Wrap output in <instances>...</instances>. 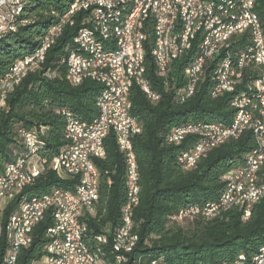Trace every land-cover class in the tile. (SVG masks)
I'll return each mask as SVG.
<instances>
[{
  "label": "trees",
  "instance_id": "trees-1",
  "mask_svg": "<svg viewBox=\"0 0 264 264\" xmlns=\"http://www.w3.org/2000/svg\"><path fill=\"white\" fill-rule=\"evenodd\" d=\"M71 2L26 0L21 16L25 24L0 38V79L15 62L35 51L47 29L58 21ZM254 12L264 33V0H255ZM81 18L82 14L75 18L73 25L64 27L62 35L47 51L42 69L27 75L7 96L6 106L0 113V171L28 155L19 136L20 129L36 130L35 158L49 162L68 144L62 112L87 123L99 115L96 102L103 87L90 80L73 86L62 63L80 28ZM245 40L244 37L236 38L233 50L242 47ZM147 52L146 77L160 99L156 103L148 101L136 86L129 92L130 113L141 128L132 138L140 192L138 205L132 213L133 232L139 241L126 264H151L159 258L164 264H229L240 255L251 257L264 246V199L252 208L246 220L237 209L219 212L211 218L199 215L179 221L176 217L190 206L217 203L225 189L223 176L240 165L254 149L253 133L243 132L238 139L210 149L194 168L184 170L178 158L190 151L197 138L189 136L180 145H172L167 135L174 127L186 123L230 125L235 115L231 106L233 94L211 97L213 81L207 67L194 95L178 104L175 94L165 90L163 80L156 76ZM187 63L182 59L172 64L169 78L174 77L175 82L182 83L181 73ZM104 151V158L93 161L98 173L94 215H86L82 220L87 227L85 243L91 250H100L102 261L110 264L115 260L112 234L121 226V210L126 204L127 193L125 160L112 133L104 139ZM259 176L264 183V165ZM77 184V179H61L45 165L31 185L3 204L0 225H5L22 201L41 197L53 188L73 190ZM183 221L187 222L185 227L180 224ZM52 225V211L47 210L32 229L31 244L18 251L14 264L39 262L50 242L47 231ZM105 230L108 231L106 243H97V237ZM6 250L7 243L2 238L0 264H5Z\"/></svg>",
  "mask_w": 264,
  "mask_h": 264
},
{
  "label": "bare ground",
  "instance_id": "bare-ground-1",
  "mask_svg": "<svg viewBox=\"0 0 264 264\" xmlns=\"http://www.w3.org/2000/svg\"><path fill=\"white\" fill-rule=\"evenodd\" d=\"M122 2H114L106 11L99 13L94 16V31L92 29H85L83 33L78 36V44H80L82 51L72 50L68 51L67 56L62 60V63L66 66L67 75L73 86L77 87L81 85L85 80H90L100 84L103 81V89L99 95L96 105L99 111V115L93 119L91 122H77V133L78 134H90V131L95 130V123L100 120L101 103H108L109 99L119 97L118 81L115 79V72L108 66L94 67L92 62L98 60L116 59L117 48L122 46L123 33L120 32L119 27L125 26L129 23L130 15H134L137 11V0H119ZM200 5H207L214 7L212 9V17L220 18L225 13H230L233 6V10H240V3L242 0H226L222 2H214L211 0H189ZM26 0H18V9L15 12V23L23 25L25 21L21 19L23 15V7ZM78 0H72L66 11L61 15L58 21L50 26L46 34L40 40L39 46L35 51L24 57L22 60H30L38 58V52L42 51L43 45L47 43V36L51 30L55 29L56 25H61V31L69 23H62V17H67L73 12L74 5ZM255 0H244L243 2V14L251 20L252 25L239 26L226 32V26L235 25V20H239V11H232L231 18L225 21H216L211 28L208 30V34L205 37H198V39H193V42L188 46V53L182 59H186L188 63L182 70V83H177L174 81L175 99L179 103H184L188 98L192 97L195 90L200 83V81L205 76L206 68H210L211 78L213 85L210 91L212 98H216L218 94V82L215 80L214 75H219V77H227V83L231 84H242L243 87L232 88L227 91L226 94H233L231 101V106L235 110V115L233 117L230 125L223 126L220 124H203V123H186L180 126L174 127L170 133L167 135V141L169 144L176 143L180 145L186 138L185 133H177L178 127H190V128H204V127H217L220 130L232 131L238 124H244V127L238 128L234 132V136L231 134H223L217 140L210 141L207 144L200 146V154L192 160L189 166L183 167L184 170H190L195 167L197 162L206 156L207 152L215 147L221 146L230 140H236L239 136L249 129L256 128L259 126V130H264V113L256 112L254 113V106L251 102H256L261 100L262 86L258 84L259 77V66H262V85L264 89V33L260 24V21L254 12ZM154 8H162V0H154ZM177 3L176 0H166V12H161V19L159 24V37H160V59L163 64V75L165 79L169 78V72L172 68L173 61H171L173 55V27L176 24V32L178 36L174 37V48H182L183 44L191 43V36H186L187 32H196L199 29L200 16H192L189 18H180L177 20ZM145 14H137L133 17L131 27L128 28V44L129 49H131V61H127V68H134L140 77V82H142L143 87H138L142 94L147 98L148 101L156 103L160 99V95L155 92V89L151 86L152 84L146 77V66H145V44H144V33L146 41V50L149 51L150 55H155L158 52L157 43V23L155 21V16L146 17ZM17 28L3 29L0 32V38L5 37L9 33H14ZM257 36V42H259V48H257V54H255V61L257 65L253 63H246V57L251 55L252 49L255 46V33ZM102 33V36H98L96 33ZM245 38L244 44L238 50H233V48H226V46H232L235 44L236 38ZM238 40V39H237ZM92 41V43H90ZM109 41V42H108ZM226 48V57H219V55ZM209 52V53H207ZM200 55H205L204 59L201 60L199 65L197 76H193V71L197 62L200 60ZM21 61V60H19ZM17 61V62H19ZM154 68L157 70L159 68V60L152 59ZM74 62H81L84 64L87 74H82L80 77H76V68ZM243 63V64H242ZM228 67H239L238 72H229ZM16 70V62L10 67L8 72L0 80H6L4 83L0 84V113L6 106L7 96L14 90L15 86L18 85L23 79L21 76H27L30 73L38 71V67H34V63L22 62ZM163 75H156L163 80ZM171 75V74H170ZM246 81V83L244 82ZM245 83V84H244ZM191 84V90H188ZM120 85H121V97L118 101V114L120 116H125V118H130L133 126L136 129H131L127 134V145L130 150L131 159H127L126 156V142L123 140V133L119 130H111L114 135L116 145L119 151L123 154L125 160V178H126V193L128 200L127 207V218L125 230L122 231L123 221L126 213V204L121 210V226L114 231L112 234V250L115 253V260L112 264H126L128 259H119L117 249L131 248L137 244V235L133 232V209L138 205L139 202V174L136 162V157L133 152L132 138L139 134L141 128L138 122L131 116V104L129 101L130 89L135 86L134 76L128 75V70H121L120 73ZM104 86H109L110 90L104 89ZM148 91L149 94H145ZM188 94V95H187ZM251 95V97H250ZM264 100V93H263ZM182 105V104H181ZM236 105H239L237 108ZM262 109H264V101L262 102ZM252 114V119H247V115ZM68 117L74 118L68 113ZM75 120H77L75 118ZM102 133L110 132V124H101ZM255 138V147L253 153H261L264 147V139L262 133L259 131H251ZM19 136L22 137L23 142L28 150V155L24 158H18L14 162L5 166V168L17 167V170H24L32 160H37L40 162H46L35 158V152L37 149L38 138L29 139L28 136H37L36 130H25L21 129L19 131ZM71 151V142L60 151L61 152V162L69 161V153ZM99 151L105 156L104 151V139L100 141ZM180 164L183 162V154L178 158ZM243 162L252 163V151L248 153ZM264 165V156L252 167V180H244L243 187H239L236 191H232L229 202H225L219 210H212L208 213H203L200 211H208L209 209H214L216 204H221L225 196L229 191V184L225 182V189L219 197L217 203L208 204L205 207L190 206L179 213L176 217L177 219H188L197 216H204L206 218H211L219 214V212L228 211L230 209H237L239 211L243 210V207L247 204V197L249 196V189H253L250 202L248 204V212L242 218L244 220L250 217L252 208L264 199V183H261V178L259 172ZM238 166H241L238 165ZM43 168L39 169V175L42 173ZM35 175L33 178L21 179V186H29L33 183L35 179L39 177ZM226 175L223 176V178ZM57 176L61 179L71 178L75 179V172L66 171V163L57 164ZM131 176V177H126ZM90 178L91 184L93 186V196L92 203L94 205L90 206L87 210H81L79 212V223L78 229L75 230V240L82 247V252L85 254V261L89 264H106L100 258V250H91L90 247L85 243L84 236L87 231L86 224L83 222L82 218L86 215L93 216L95 210V204L98 199V173L93 166L90 168ZM131 181L133 182V187L131 189ZM19 181H12L10 183L9 189L0 193V209L3 204L18 195ZM2 189V181H0V190ZM62 192V190L53 188L47 194L43 196H57V193ZM36 204H43V197H32L28 200H24L20 203L18 210L9 217L7 221H11L7 226V250L4 256L5 264H11L14 259L15 263L16 256L15 248L16 242H19L20 247H28L31 244V232L32 229L43 219L44 214L47 210H50L49 206H41L39 213L34 218V222H31L26 230L22 227L27 223L28 214L33 209ZM9 203V202H8ZM60 204L62 208H70V200L67 196H60ZM196 211H192V210ZM53 218V228H60L61 224V213L60 207H53L52 211ZM175 218V220H176ZM0 227H2L0 225ZM105 232H108L105 230ZM21 237V238H20ZM1 240V232H0ZM97 243H106L107 236L101 234L97 237ZM62 246V237H54L50 239L49 244L45 248H49L48 251V262L50 264H57L56 254H60V247ZM135 248V247H134ZM264 246L260 247L257 252L251 257H245L243 255L238 256V258L229 264H258L260 263V257H263ZM42 263L39 261L35 264ZM110 263V262H109ZM110 263V264H111ZM108 264V263H107ZM151 264H164L160 262V258L153 260ZM228 264V263H227Z\"/></svg>",
  "mask_w": 264,
  "mask_h": 264
},
{
  "label": "built area",
  "instance_id": "built-area-1",
  "mask_svg": "<svg viewBox=\"0 0 264 264\" xmlns=\"http://www.w3.org/2000/svg\"><path fill=\"white\" fill-rule=\"evenodd\" d=\"M114 2H122L119 0H78L76 5H74L73 12L67 17H62V23H69V26L73 25L75 18L82 14V18L80 20V28L78 29L76 35L72 38V45L69 48V51L72 50H80L82 48L80 44H78V36L80 33H83L85 29H92L94 31V16L99 13L106 11L108 7L111 6ZM243 2L240 3V10H233V6L231 8L230 13H225L220 18L212 17V9L214 7L207 5H200V3H196L194 1L189 0H176L177 3V20L180 18H189L192 16H200V24L199 29L196 32H187L186 36H191L190 44H183L182 48H174V37L178 36L176 32V24L173 27L174 36H173V55L171 61L176 63L182 60L183 57L188 53V46H190L193 42V39H198V37H205L208 34L209 28L216 21H225L228 18H231L232 11H239V20H235V25L226 26V32L231 29L239 26L252 25V22L249 18L244 17L243 14ZM18 9V0H0V32L3 29L10 28H18L20 24L15 23V12ZM161 12H166V0H162V8H154V0H137V11L134 15H130L129 23L125 26H120V32L123 33V41L122 46L117 48L116 51V59H107V60H98L96 62H92L94 67L99 66H108L115 72V79L118 81V89H119V97L109 99L108 103H101V112H100V120L95 123V130L90 131V134H78L77 133V122L79 120H75V118L68 117V112H62L65 117V127L64 133L68 142H71V151L69 153V161L61 162V152L53 157L49 162H40V161H32L24 170H17V167L13 168H3L0 171V181H2V189L0 193H3L5 190L9 189L10 183L12 181H19L18 195L23 192L28 186H21V179H29L33 178L35 175H39V169L44 168L45 165L57 175V164L58 163H66V171L67 172H75V179L78 180V184L73 190H62V192L57 193V196H42L43 204H36L33 206V209L28 214L27 223H25L22 227V236L23 230H26L31 222H34V218L39 213V209L41 206H49L50 210L53 211V207H60L61 213V224L60 228H53L51 226L47 234L50 239L54 237H62V246L60 247V254H56L57 256V264H89L88 261H85V254L82 252V247L79 245L77 240H75V230L78 229L79 223V212L81 210H87L90 206L94 205L92 203L93 186L91 184L90 178V168H93L94 159H102L103 155L99 151V144L102 139H105L111 130H119V132L123 133V140L126 142V156L127 159H131V154L129 147L127 145V134L131 129H136V126H133L130 118H125V116H120L118 114V101L121 97V85H120V73L121 70H128V75L134 76V84L138 87H143L142 82H140L139 74L137 70L134 68H127V61H131V49H129L128 44V28L131 27V23L133 17L137 14H145V22L146 17L155 16V21L157 23V43H158V52H155V55H150L151 59L159 60V68L155 70L156 75H163V64L160 59V37H159V24L161 19ZM144 22V23H145ZM61 25H56L55 29L51 30V32L47 36V43L43 45L42 51L38 52V58L30 59V60H21L16 62V70L22 62H30L34 63V67H38V70H41L43 64L45 62V57L47 51L55 44L58 38L62 35ZM96 33V32H95ZM255 33V46L252 49L251 55L246 57V63H253L257 65L255 61V54H257V48H259V42H257L256 31ZM98 36H102V33H96ZM144 44H145V55L146 50V41H145V33H144ZM109 42V41H108ZM92 43V41L90 42ZM235 45V44H234ZM232 46H226V48H234ZM226 48L219 55V57H226ZM209 53V52H207ZM205 55H200V60L197 62L195 69L193 71V76H197V71L199 65L201 64V60L204 59ZM243 64V63H242ZM259 66V77L258 84L262 86V95L261 100L256 102H251L254 106V113L263 112L262 102L263 100V85H262V66ZM76 68V77H80L82 74H87L86 68L84 64L81 62H74V66ZM229 72H238L239 67H228ZM210 71V70H208ZM26 76H21V79H24ZM215 80L218 82V94L216 98L224 96L227 91H230L232 88L243 87L242 84H231L227 83V77H219V75H214ZM8 80V79H6ZM6 80H0V84L4 83ZM174 80L165 79V75H163V83L165 90L172 92L174 88ZM100 86H103V81H100ZM104 89L110 90L109 86H104ZM191 90V84L188 88ZM145 94H149L148 91H145ZM188 95V94H187ZM239 108V105H236ZM247 119H252V114L247 115ZM101 124H110V132L102 133ZM244 127V124H238L232 131L220 130L217 127H204V128H190V127H178L177 133H185V138L189 136H193L197 138V142L190 149V151L183 152V162L182 167L189 166L192 160L200 154V146L209 143L210 141H214L223 136V134H231L234 136V132L240 128ZM21 131V129L19 130ZM251 131H259L263 135L264 139V130H259V126L256 125V128L249 129ZM29 139L38 138L37 136H28ZM171 144L176 145V143ZM264 156V147L261 153H253L252 150V163H245L243 160L241 161V166L233 167L227 176L222 178V180L229 184V191L225 196L224 200L221 201V204H216L214 209H209L208 211H200L203 213H208L212 210H219L225 202H229V197L232 191H236L239 187H243L244 180H252V167L255 165L261 157ZM131 177V176H126ZM60 178V177H59ZM133 187V182L131 181V189ZM253 189H249V196L247 197V204L243 207L241 211L242 218L248 212V204L250 202L252 196ZM60 196H67L70 200V208H62L60 204ZM12 199V198H11ZM128 200L126 199V213L123 221L122 231L125 230L126 226V218H127V207ZM192 211H196L195 209ZM11 221H7L3 227H0L1 232V240L7 241V226ZM108 232H105L107 235ZM21 238V237H20ZM139 241V237H137V244ZM134 245L131 248H122L117 249V253L119 255V259H129V255L133 252ZM21 248L19 242H16L15 254H18V251ZM45 255L39 260L42 261V264H50L48 262V251L49 248H45ZM14 262H11V264ZM35 264V263H33ZM264 264V250L263 257H260V263Z\"/></svg>",
  "mask_w": 264,
  "mask_h": 264
},
{
  "label": "rangeland",
  "instance_id": "rangeland-1",
  "mask_svg": "<svg viewBox=\"0 0 264 264\" xmlns=\"http://www.w3.org/2000/svg\"><path fill=\"white\" fill-rule=\"evenodd\" d=\"M32 161H35V160H32ZM186 223H187V222H184V221H183V222H180V224H181L183 227L186 226ZM38 264H42V263H38Z\"/></svg>",
  "mask_w": 264,
  "mask_h": 264
}]
</instances>
